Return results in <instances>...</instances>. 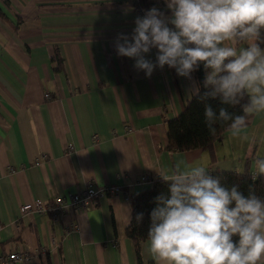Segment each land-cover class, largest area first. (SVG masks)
<instances>
[{
  "label": "crops",
  "instance_id": "1",
  "mask_svg": "<svg viewBox=\"0 0 264 264\" xmlns=\"http://www.w3.org/2000/svg\"><path fill=\"white\" fill-rule=\"evenodd\" d=\"M0 12L11 23L0 18V264H154L147 240L138 243V263L123 234V193L147 187L134 179L152 181L177 165L254 175V160L264 158V113L252 114L239 136L218 138L213 158L165 148L164 122L197 84L167 66L146 77L117 55V34L131 35L138 16L129 0H0ZM155 56L153 49L146 58ZM87 182L120 191L61 213L57 223L19 214L22 204L73 194ZM68 223L76 230L67 232ZM11 253L22 261H7Z\"/></svg>",
  "mask_w": 264,
  "mask_h": 264
},
{
  "label": "clouds",
  "instance_id": "2",
  "mask_svg": "<svg viewBox=\"0 0 264 264\" xmlns=\"http://www.w3.org/2000/svg\"><path fill=\"white\" fill-rule=\"evenodd\" d=\"M134 20L131 35L117 34L119 57L151 77L158 68L174 69L193 80L203 69V87L193 92L204 103L210 134L217 123L232 136L248 127V116L264 113V0H165ZM156 50L155 61L146 58ZM209 100L239 107L213 108ZM253 180L264 178V158L254 160ZM167 194H159L150 213L148 252L154 264H264V196L255 185L245 195L202 166L160 175ZM131 223V210L128 209ZM143 213L136 216L137 223Z\"/></svg>",
  "mask_w": 264,
  "mask_h": 264
},
{
  "label": "trees",
  "instance_id": "3",
  "mask_svg": "<svg viewBox=\"0 0 264 264\" xmlns=\"http://www.w3.org/2000/svg\"><path fill=\"white\" fill-rule=\"evenodd\" d=\"M136 5L143 11L150 9L153 6H166L165 0H137ZM0 18L11 23L0 12ZM15 30V29H14ZM55 64L58 60L55 58ZM196 80L197 87H199L200 94L202 95L206 89L203 87L204 75L201 70L193 73ZM215 110L220 107H227L229 112L242 114L239 107H230L221 105L219 100H209ZM252 114L248 116V120ZM215 134H210L204 122V103L201 102L196 95L186 102L179 114L172 120L164 122L166 146L168 151L184 152L194 149L206 151L211 158H213V145L214 142L220 138L226 131L227 125L217 123L215 125ZM210 174L220 176L230 186L232 184H239L241 191L247 195L248 186L255 185V190L258 195L264 196V178L253 180V177L247 172L246 168L241 173L233 172H209ZM167 184L161 178H156L151 181L146 188L140 190L138 193L131 194L127 197L129 208L131 210V223L125 228L124 237L131 240L135 249L137 262L139 263L138 256V243L147 240V232L150 226V213L155 207L154 200L161 194H167ZM138 213H143V220L137 223L136 216Z\"/></svg>",
  "mask_w": 264,
  "mask_h": 264
},
{
  "label": "built area",
  "instance_id": "4",
  "mask_svg": "<svg viewBox=\"0 0 264 264\" xmlns=\"http://www.w3.org/2000/svg\"><path fill=\"white\" fill-rule=\"evenodd\" d=\"M130 6L134 13L138 16H143L144 11L140 9L136 2L137 0H129ZM46 98L48 96L46 95ZM96 139L95 135L92 136ZM253 177V174H251ZM134 185H149L151 179L146 175H140L133 181ZM120 191L118 186L102 185L97 186L92 182H87L83 189L69 194L63 197L54 196L48 197L45 202L35 200L30 203L22 204L18 207L20 215L26 214H37L46 215L51 223H57L60 219L61 213L70 210L71 213L78 212L79 210H88L91 206L95 205L99 199L107 198L110 195L116 194ZM124 197L127 199L126 193H123ZM66 231L71 232L76 230L75 226L71 223L65 225ZM22 256L11 253L7 256V261L9 262H20L22 261Z\"/></svg>",
  "mask_w": 264,
  "mask_h": 264
}]
</instances>
